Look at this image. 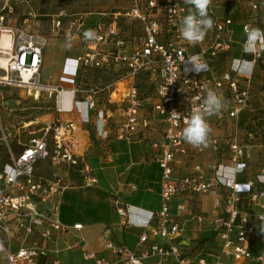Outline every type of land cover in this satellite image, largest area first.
Segmentation results:
<instances>
[{"label":"built area","instance_id":"2783aa9c","mask_svg":"<svg viewBox=\"0 0 264 264\" xmlns=\"http://www.w3.org/2000/svg\"><path fill=\"white\" fill-rule=\"evenodd\" d=\"M15 1L0 0V40L2 33L8 34L11 46L9 53L0 50V91L25 90L28 95L35 93L36 98L45 90L53 92L55 99L54 117L39 134H32L25 143L17 140L10 144L12 135L7 122L6 126L2 125L1 118L7 109L0 95V255L4 264H36L48 256L44 242L52 240L61 230L59 205L54 200L66 186L59 179L39 175L37 171L39 165L65 170L80 166V156L74 146L76 126L61 116L75 113L82 124L90 123L92 118L104 122L107 112L99 107V99L108 92L111 103L112 96L120 90H123L122 99L116 103L124 116L114 128L116 139L132 142L136 135L146 132L151 122L145 115L148 112L159 117L164 129L160 139L151 145L156 150L152 160L161 169L160 209L147 212L127 206L117 212L125 218L126 226L147 231L140 236L139 244L147 245L149 236L160 237L165 244H148L144 254H140L107 243L105 249L115 257L113 263L91 253L84 254V259H93L95 264H163V259L172 258L174 264H191L173 242L180 233L181 223L179 215L170 214L171 204L182 195L209 194L214 199L211 225L222 241L224 255L234 264L261 262V258L253 259L249 248L254 215L242 211L239 205L244 195L256 203L259 197H264V192L258 193L253 182L237 181V176L247 168L243 158L248 156L235 141L228 147L232 153L230 165L220 161L207 165L197 163L190 172L174 176V165L180 162V156L188 158L205 152L204 148L191 151L182 138V129L208 89L229 102L226 111L208 118L211 128L238 119L251 105L249 82L254 71L264 65V40L257 41L256 53L248 52L247 30L258 26L244 23L237 34L230 18L214 16L218 2L212 0L208 12L214 26L200 42L191 44L179 33L180 19L190 8L184 0H126L128 6L123 12L101 14V19L89 25L88 29H94L97 34L94 40L84 39L83 23L75 25L68 21L70 29L75 26L72 39L82 40L83 52L65 60L60 85L53 88L43 85L41 74L48 37L25 27L6 25L7 18L14 13ZM65 18L61 14L52 21L51 35L62 30ZM124 24L135 25L137 29L127 30ZM237 48L239 56L233 54ZM200 64L207 67L198 70ZM117 67L122 68V75L112 86L101 89L80 86L83 71L109 72ZM141 74H146L150 81V93L146 96L140 94L135 84ZM260 93L264 96V84ZM101 134L105 137V132ZM209 146L213 153L220 148L212 131ZM257 183L264 185V174L257 176ZM177 210L182 212L184 205H178ZM256 217L264 221V211ZM196 220L204 221L201 216ZM74 228L80 229V225ZM153 257L158 260L149 263L147 260ZM197 264L206 263L199 260ZM214 264L227 263L219 259Z\"/></svg>","mask_w":264,"mask_h":264},{"label":"crops","instance_id":"0c3cea01","mask_svg":"<svg viewBox=\"0 0 264 264\" xmlns=\"http://www.w3.org/2000/svg\"><path fill=\"white\" fill-rule=\"evenodd\" d=\"M240 26L236 28L234 25L237 34H239ZM236 39L240 41V35H237ZM64 51L58 62L59 75L55 84L48 85L49 87L54 88L60 85L59 77L64 62L66 59L73 58L66 55ZM233 54L239 56V49L237 48ZM116 70L122 72V68L118 67L112 71ZM43 72L42 65V80ZM257 72L264 73V70H255L254 74L256 75ZM252 79L249 82L250 90L258 86V83ZM61 86L65 89L71 88L70 85ZM108 97L110 98L109 93ZM111 103L118 104L115 101ZM99 107L107 112L104 122L92 118L90 123L82 124L75 113L61 116L64 121H72L76 126L74 146L80 156L78 169L65 170L44 165L37 167L39 175L57 178L66 187L54 200L59 205L58 218L61 230L52 240L59 250L53 252L48 249L50 240L45 241L44 246L48 250V256L39 259L36 264L44 259H49L51 264L53 261H57L58 264H95L93 259H84L86 253L101 256L107 262L113 263L115 257L105 249L107 243L140 254H144L148 244H165L164 239L152 236L148 237L147 245L139 244L140 236L147 231L126 226L125 218L117 212L127 206L147 212H156L160 209L161 169L152 160L156 150L151 145L160 139L164 124L159 117L148 112L145 115L151 119V122L146 132L136 135L132 142L119 140L114 136V128L122 122L123 110L118 108L111 111L101 104ZM53 117L52 113L49 120ZM102 131L105 132V137L101 134ZM189 148L194 152L196 150L191 145ZM204 151V154L199 156L194 154L188 158L180 156V162L174 165V176L178 177L190 172L197 163L207 165V163L214 164L220 161L230 165L229 156L223 157V155L219 158L217 156L216 160L211 159L212 162H203V157L207 159L212 155L210 146L204 148ZM262 159L251 161L249 158H243L247 168L243 174L237 176L239 182H253L258 193L264 192V185L257 183V176L264 174V164L260 163ZM221 192L226 191L221 190ZM180 204L184 205L182 212L177 210ZM239 208L254 215L252 218L254 233L251 236L249 248L253 259H262L261 262L252 261L247 264H264V221L256 217L264 211V197H259L255 203L250 196L244 195ZM213 209L214 199L209 194L182 195L176 197L171 204L170 214L179 215L181 223L180 233L174 237L173 242L179 247L183 258L191 264H197L199 260H204L206 264H214L219 259L227 264H234L224 255L222 241L213 231L211 225ZM197 216H201L204 221L199 223L196 220ZM76 225H80V229H75ZM208 231L213 233V238L199 243L200 238ZM0 258L4 264L3 256L0 255ZM157 260V257H153L147 261L154 263ZM163 264H174V262L172 258H165Z\"/></svg>","mask_w":264,"mask_h":264},{"label":"rangeland","instance_id":"374dc122","mask_svg":"<svg viewBox=\"0 0 264 264\" xmlns=\"http://www.w3.org/2000/svg\"><path fill=\"white\" fill-rule=\"evenodd\" d=\"M218 6L213 10L216 18H230L235 27L241 24L250 23L260 28H264V0H216ZM128 3L126 0H16L14 2V13L7 18V26L25 27L28 30L36 31L48 37L45 48V61L43 62V85L53 86L59 75V59L64 52L66 55L74 57L83 52L82 40L71 37L75 26L72 29L68 27V21H73L75 25L83 23L85 28L101 19V14H110L123 12ZM64 14L66 20L62 21V30L57 35H51L50 30L52 21L57 16ZM27 20V21H26ZM127 30L134 31L135 25L124 24ZM83 28V33L85 32ZM122 75V72L116 71H98L85 70L82 72L79 82L80 86L103 87L112 86ZM257 75V76H256ZM252 81L258 83V86L251 89V101L247 110L241 113L238 119L225 122L217 128H212L220 148L218 152L213 153L208 158L202 159L203 162H212L211 159H217V156L230 157L231 152L228 147L232 141L242 148L248 158L260 160L264 157V147L258 145L263 134L258 129V123L264 120V96L260 93V85L264 84V73L257 72ZM257 80V81H256ZM135 84L142 96L150 93V81L146 74H141L135 81ZM49 87V86H48ZM111 88V87H110ZM122 88V85H119ZM123 90L112 96L111 101L118 102L122 98ZM28 95L25 90L3 89L0 91L4 107L7 109L2 113V125L8 126V131L12 135L10 144L19 140L21 143L27 142L32 134H39L41 129L49 120L53 113L54 93L51 91H40L37 98L35 93ZM108 92L104 93L99 104L105 106L111 111L121 109L118 104L109 103ZM12 111H9L11 110ZM6 117V119H5ZM252 124L253 133L246 131L247 124ZM264 128V124H263ZM209 151V149H207ZM264 164V158L260 161ZM209 164V163H207ZM48 249L59 250L55 246L54 240L48 242ZM56 255V254H54ZM0 264L2 260L0 258ZM38 264H51L49 259L41 260Z\"/></svg>","mask_w":264,"mask_h":264},{"label":"clouds","instance_id":"9594fccd","mask_svg":"<svg viewBox=\"0 0 264 264\" xmlns=\"http://www.w3.org/2000/svg\"><path fill=\"white\" fill-rule=\"evenodd\" d=\"M184 3L190 8L188 14L180 19L179 33L187 42L197 44L214 26V21L208 12L212 0H184ZM96 35L94 29H88L83 33L86 41L94 40ZM260 40H264V29L255 26L248 29L246 50L256 53V44ZM206 67V64H200L198 70ZM228 107L229 102L225 98L218 95L216 91L208 89L202 103L194 108L191 116L185 120V127L182 129L183 140L193 148L209 147L212 130L208 118L226 111Z\"/></svg>","mask_w":264,"mask_h":264},{"label":"trees","instance_id":"16d2710c","mask_svg":"<svg viewBox=\"0 0 264 264\" xmlns=\"http://www.w3.org/2000/svg\"><path fill=\"white\" fill-rule=\"evenodd\" d=\"M87 30V28H85V31ZM237 56V55H235ZM261 70H264V65H261ZM244 112V111H243ZM242 112V113H243ZM263 124H264V120L261 123H258V130L261 131L263 134L260 135L261 140L259 141L258 145L264 147V128H263ZM246 131L247 133L251 134L253 133L255 130L253 129V125L252 124H247L246 126ZM213 233L211 231L206 232L203 237L200 238L199 243H204L205 241H209L213 238Z\"/></svg>","mask_w":264,"mask_h":264},{"label":"bare ground","instance_id":"6f19581e","mask_svg":"<svg viewBox=\"0 0 264 264\" xmlns=\"http://www.w3.org/2000/svg\"><path fill=\"white\" fill-rule=\"evenodd\" d=\"M10 47L11 46H10V41H9V35L6 33H2L1 40H0V50H3L5 53H9V51L11 50ZM2 61L4 62L3 59Z\"/></svg>","mask_w":264,"mask_h":264}]
</instances>
